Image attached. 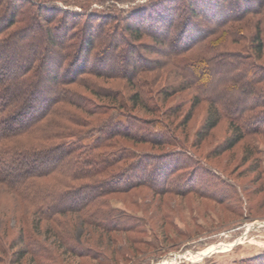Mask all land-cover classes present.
I'll return each instance as SVG.
<instances>
[{"label": "trees", "instance_id": "16d2710c", "mask_svg": "<svg viewBox=\"0 0 264 264\" xmlns=\"http://www.w3.org/2000/svg\"><path fill=\"white\" fill-rule=\"evenodd\" d=\"M124 1L125 4L131 0ZM176 2L177 14L185 15L179 22V29L183 33L191 28L196 34L184 49L170 48L171 51L165 54L168 62L183 50H194L197 45H203L204 39L219 32L232 40L236 36V33L230 32L232 25L249 27L245 19L259 15L264 8V0ZM172 4L161 3L159 8L164 10L155 11L158 18H147L149 21H139L138 13L151 11L157 4L145 8L132 7L121 18L125 31L137 40L145 35L165 45L176 16V6ZM67 6L66 0H0V195L9 196L13 201L12 205L5 204L6 210L2 204L0 214L5 218L18 217L22 221L16 238L11 240H5L4 229L0 227V255H6L16 245L19 246L11 255L17 264L27 256L30 264H56L52 256L54 251L40 241L41 236L45 242L49 238H57L63 252L66 250L81 255L80 246L66 243V238H71L67 235L73 232V226L94 227L105 234L135 230L134 225L125 222V213L109 207L107 197L138 188H146L154 194L164 192L162 187L171 174L170 162L163 159L166 154L141 155L115 147L112 139L130 134L116 129V119L111 121L108 118L99 123V135L92 145L77 147L64 140L67 135L62 133L66 129L62 127L63 122L76 124L79 121L74 113L62 105L74 106L89 116L94 114L92 109L81 107L88 102L81 95L77 96L69 88H60V68H77L75 72L69 71L74 74L71 73L67 79L76 84L81 73H85L86 60L92 56L90 50L94 42V33L87 29L90 25L88 22L85 24L86 20L85 30L83 28L80 33L67 32V27L77 26V22L71 24L67 21L76 16V13L69 14ZM75 6L82 11L86 9L83 4ZM59 14H69L70 18L58 19ZM93 16L98 17L90 14V17ZM194 22L196 25H190ZM5 32H8L6 36ZM259 32L254 39L257 44L253 57L229 52L222 55L210 48L207 52L209 58L169 62L174 72L182 78V87L177 91L189 89L194 92L192 108L200 103L207 104L205 117L195 133L197 141L204 140L221 120L226 121L232 131L226 149L232 148L246 136L264 134L261 127L264 123V63H258L261 58L264 60V44ZM69 38H76L77 41L75 39L67 44ZM29 46L32 52L24 54V48ZM68 51L72 56L65 54ZM22 56L26 62L18 66ZM6 67L11 68L9 82L3 81L8 76L4 75ZM132 72L125 77L130 83L136 82ZM45 81L57 84V90L62 93L44 97ZM139 84L137 82L135 85ZM140 90L137 89L130 100L144 109L145 103L141 99L144 91ZM162 94L166 96L167 92ZM93 95L96 96L95 93ZM106 96L114 102V97ZM43 121L46 124L41 125ZM165 124L163 128L170 131L171 124ZM113 126L115 129L112 130ZM165 136L152 132L147 137L140 135L138 139L140 143L160 146L167 143ZM103 148L108 151H102ZM148 166L153 169H148ZM42 223L47 226L43 231L40 229ZM260 264H264V261Z\"/></svg>", "mask_w": 264, "mask_h": 264}, {"label": "rangeland", "instance_id": "374dc122", "mask_svg": "<svg viewBox=\"0 0 264 264\" xmlns=\"http://www.w3.org/2000/svg\"><path fill=\"white\" fill-rule=\"evenodd\" d=\"M66 1V10L69 14L76 13L75 18H70L69 14H59L57 18H70L67 21L71 24L77 22L75 28H71L74 25L66 28L69 33H80L83 28L85 30L86 20L85 24L88 22L90 25L87 29L94 33V42L90 50L92 56L87 58L85 73H81L82 76L77 78L78 84L67 80L77 68L70 69L74 72H69L66 67H61L60 88H69L75 91L77 96L81 95L88 101L81 107L92 109L94 114L89 116L74 106L62 105L74 113L79 121L76 124L63 122L62 127L67 129L62 131L67 135L64 140L74 143L77 147L92 145L99 135V123L108 118L111 121L116 119V129L130 134L112 139L114 146L141 155L166 154L163 159L170 162L171 174L162 187L164 192L158 191V194H154L146 188H138L107 197L109 207L125 213V222L127 225H134L135 230L105 234L94 227L73 226V232L67 235L71 238H66V243L80 246L82 256L68 253L66 250L63 252L57 238H49L45 242L42 236L39 237L42 243L54 251L52 256L56 264L262 263L264 134L246 136L232 148L226 149L232 131L228 123L221 120L204 140L197 141L195 133L205 117L207 104L200 103L192 108L194 92L189 89L177 91L182 87V78L174 72L169 62L177 59L198 60L206 56L209 58L207 52L210 48L220 54L229 52L244 57L249 54L252 56L253 49H256L257 42L254 39L258 30L264 44V8L259 15L245 19L249 27L232 25L230 32L236 33L232 40L219 32L204 39L203 45H197L194 50H183L179 56H173L168 62L165 58L166 52L171 51L170 48L184 49L196 34L191 28L183 33L179 29V22L185 15L183 17L177 14V0H131L125 4L124 0H119L118 4L111 0ZM161 3L176 6V16L165 45L158 44L145 35L137 40L125 31L121 18L128 14L132 7L145 8L157 4L151 11L138 13L139 21H149L147 18H158L155 11L164 10L159 8ZM78 4L85 5L86 9L82 11L75 6ZM88 13L98 15L99 19L90 17ZM158 25L161 27L160 22ZM190 25H196V22ZM7 34L8 32H5L4 36ZM75 39L69 38L67 44ZM28 48L30 46L24 48V54L32 52V49ZM65 54H71V51ZM262 54L264 57V48ZM22 57L18 66L26 62L25 57ZM258 63H264V60L261 58ZM4 71V75L8 76L3 81L9 82L11 68L6 67ZM132 71L136 82L130 83L125 77L128 73H133ZM137 82L141 85L136 86ZM45 83L47 86L44 97L62 93L57 90V84L49 81ZM137 89L144 91L141 96L145 103L144 109H140L130 100V96L136 93ZM164 91L167 92V97L162 94ZM106 95L114 97V102L107 99ZM44 121L41 125L46 124ZM165 123L171 124L170 131L163 128ZM262 126L264 129V123ZM152 132L166 135L167 143L160 146L140 143V135L147 137ZM105 149L102 151H108ZM148 169L153 168L148 166ZM0 196V206L4 204L3 209L6 210L8 204H13L9 196ZM122 222L124 223V220ZM21 223L18 217L5 218L0 214V227L4 229L6 241L16 238ZM30 226L33 227L31 222ZM46 227L42 223L41 231ZM17 248L19 246L16 245L8 254L0 255V264H17L14 256H11ZM28 258L29 256L23 258L19 264H30Z\"/></svg>", "mask_w": 264, "mask_h": 264}]
</instances>
